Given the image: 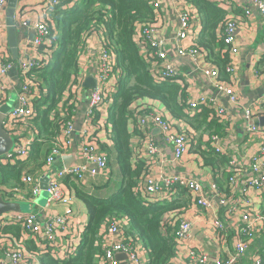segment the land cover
Returning a JSON list of instances; mask_svg holds the SVG:
<instances>
[{
	"label": "crops",
	"instance_id": "obj_1",
	"mask_svg": "<svg viewBox=\"0 0 264 264\" xmlns=\"http://www.w3.org/2000/svg\"><path fill=\"white\" fill-rule=\"evenodd\" d=\"M49 1L50 0H18L16 20L20 23L24 21L33 23L46 20L49 17ZM210 1L227 9L230 14H237L240 19L234 34V45L237 50L232 53L231 62L236 67L235 78H229L228 82H223L220 79L216 81L214 77L204 74L205 69H209L215 65L208 61L203 54H199L196 59L189 56H180L175 53V45H171L170 43L167 45L169 52L168 61L180 70L178 81L181 86L187 90V102H199V105L210 106L211 108H213V103L215 102L217 105L226 108L228 113L226 115L220 114L214 109L216 117L213 119L208 118L207 123L200 127L201 129L194 130V139L188 151L180 160H175L173 146L163 138L159 126L151 124L149 127H146L147 130L144 129V131H142V134L136 131V129L139 128L137 124L139 122V114H136L129 122V129L132 134V144L135 152L141 158L152 160V177L158 179L180 174L195 179L207 191V198L212 203L210 209H205L196 204V194L187 191V193L183 195L184 198L187 199V205L186 208L180 212L181 216L177 219L179 222L181 220L190 221L192 229L188 241L183 243L179 240L176 253L169 264H202L194 261L191 256L192 250L196 251L199 255L204 254L208 256L209 260L206 264H215L217 259L223 260L235 253V246L237 244V233L235 228L240 222L242 211L237 210L234 213H230L226 206H220L218 204L217 191L210 189L212 183H216L218 188L224 193L228 192L225 193V195L229 202H237L239 198L243 199L245 191H248L245 199L240 201L241 206L243 208H249L255 213L264 215L262 214L264 190L262 188L257 189L252 184L248 183L249 180L255 178L256 175H260L252 168V156L259 154L260 148L264 144V138L258 133L248 131V126L249 123L259 128L264 126V124L259 125L256 122V119L264 116L254 117V119L251 120L252 122H248L244 115V109L252 106L264 97V16L260 13L258 8L254 6L252 0ZM180 7L181 4L179 0H161L158 13L159 27L163 35L174 34L176 31L178 10ZM244 8H248L251 11L249 15L242 12ZM192 17L195 20L194 31L199 35L202 30V24L197 8H195ZM17 31V56L12 52L9 45L7 28L0 31V53L15 60L19 59L24 54V43L34 37V30L24 24L18 27ZM91 41L90 51L83 56L86 78L92 75L95 76V61L98 59V53L95 51L100 44V34L93 35ZM193 41L194 37L191 35L189 39L181 43V46L189 47L193 44ZM113 79L114 78H112V80ZM24 80L25 76L21 74L18 65L9 71L8 75L2 80L4 90L1 91V94L3 95V99H5L4 104L11 105V107L16 106V92L21 88ZM216 82L230 86L238 96L241 106L238 102H233L228 94L216 85ZM90 96L91 88L84 85L78 98L74 101L76 111L73 115V123L75 125L79 120L81 129L84 125L85 113L89 106ZM152 103L151 106L145 105L142 112L153 110L162 114L172 122V131L174 132L184 128L194 129L192 125H190V127L185 121L172 117V114L161 102L153 101ZM258 106L259 104L254 107L255 110ZM258 109L264 111V105ZM191 112L195 116L198 114L196 110H192ZM195 121L198 125L200 119ZM100 122L102 124L94 134L96 136V144L101 151L107 154L109 161L107 167L104 169L91 164L90 171L86 174L85 180L82 184H79V186L96 196L105 198L109 197L120 187L121 174L116 161V152L114 150L110 124L108 122H103V120ZM80 131L75 128L72 136L73 145L71 149L63 157L56 159L51 165L43 164V159H45L46 156L45 151L48 148L45 149V151L43 150L40 161L28 165L29 168L32 169L29 174L34 176L35 179H38L40 185L43 177L46 176L49 181L58 170L68 167L66 166L67 164L64 157L77 153V158L74 163L80 160L79 148L82 141ZM31 134L32 131L26 128L24 135L31 136ZM149 140L154 143L157 149L154 154L148 153ZM217 147L221 148L223 151L217 152ZM204 151L211 152L215 156H217V154L226 156L230 158V160H236L241 165V170L238 171V179L235 185L229 183L226 166L219 167L216 164L210 165L206 163L202 155ZM260 156V160L264 161V153H261ZM261 171L264 172V168ZM23 184L26 189L22 187V189L13 191L11 188H6L10 191L8 195L12 196L13 201L30 204L31 211L28 213L36 212L38 221L41 223L52 214L63 213L69 209H73L76 212V216H72L68 219L69 228H72L71 232L69 233L68 229L64 231L58 230V247H60L61 250L58 251L55 249V252H57L59 256H65L68 251L73 249L74 251L77 250L88 222V211L85 204L76 197L72 188H68L67 185H64L65 190L74 195V201L70 207L59 205L47 210L45 208L46 199L44 197L42 200V193L37 196L35 201H32L30 199V186L26 185L24 182ZM16 192L25 196V198L23 200H18ZM177 192L178 189L174 190L171 197H175ZM215 218H219L226 224L227 230L225 234H220L213 227ZM127 223L125 225L126 229L128 227ZM82 226H84V230L81 232ZM256 226L259 230H264V221L257 222ZM101 229V232L104 233V224ZM104 234H102L99 241L101 248L100 257L104 253ZM220 235L225 236L221 238ZM17 242L23 245L26 255L29 258H33L35 264H41L44 255L42 248L44 244L40 243V240L25 228L22 235L18 238L8 235L0 236V258H3V264H11V259L7 252L13 248ZM134 242L142 249L139 255L142 261L146 263L148 259L146 250L141 242L136 240H134ZM100 257L98 262L101 263ZM126 260L127 258H120L121 264H130ZM258 260L263 264L264 234H258L256 238L252 240L248 251L243 256H240L235 264H257Z\"/></svg>",
	"mask_w": 264,
	"mask_h": 264
},
{
	"label": "trees",
	"instance_id": "obj_2",
	"mask_svg": "<svg viewBox=\"0 0 264 264\" xmlns=\"http://www.w3.org/2000/svg\"><path fill=\"white\" fill-rule=\"evenodd\" d=\"M191 1L197 8L202 24L195 46L215 65L217 79L228 82L231 76L226 67L232 62V53L225 42V26L230 13L210 0ZM46 20L50 29L47 47L51 55L42 57L43 65L29 72L32 77H37L32 78L37 88L33 99L37 115L32 121L35 140L25 159L0 162V196L8 198L6 188L17 191L24 187L23 176L32 170L28 165L40 161L43 150L60 139L66 123L73 121L76 107L68 89L77 80L80 55L88 38L100 34V39L104 38V46L115 56L117 82L107 121L112 132L121 185L104 198L82 189L67 178L65 185L72 188L87 208L86 229L77 250L58 258L45 248L41 264H102L98 262L101 227L114 220L128 222V238L141 242L147 252L145 264H169L179 243L175 235L180 223L177 218L186 208L187 199L183 195L187 190L176 186V196L167 199L154 198L144 192L142 183L151 174L152 160L141 158L135 152L129 122L144 110L145 105L151 106L153 101H158L172 117L192 125L194 129L191 130H199L208 118L216 117L214 108L199 105L195 116L186 101L187 90L179 83V77L162 80L152 73V60L143 55L136 39L139 25L157 23V11L149 0H59ZM43 47L39 49L43 50ZM260 114H264V111ZM199 119L197 125L195 120ZM138 129L136 131L143 134ZM202 155L207 164L226 166L230 183L234 174L230 169V158L215 156L208 151L202 152ZM0 230V236L18 238L24 227L22 224H10L2 226Z\"/></svg>",
	"mask_w": 264,
	"mask_h": 264
},
{
	"label": "built area",
	"instance_id": "obj_3",
	"mask_svg": "<svg viewBox=\"0 0 264 264\" xmlns=\"http://www.w3.org/2000/svg\"><path fill=\"white\" fill-rule=\"evenodd\" d=\"M149 1L157 11V23L148 26L139 25L136 39L142 48L143 55L152 60V73L156 78L162 80L178 78L180 76V70L168 61L169 52L167 45L169 43L171 45L174 44L176 48L175 53L180 56H189L196 59L199 54H202V52L195 46L198 34L194 31L195 20L192 15L196 7L191 0H179L181 7L178 10L176 31L174 34L163 35L159 27L158 13L161 6V0ZM252 1L254 6L258 8L260 13L264 16L263 0ZM58 3L59 0H50L48 12L50 13L53 10V7ZM7 6L8 0H0V31L7 28L5 19ZM242 12L249 15L251 11L248 8H244ZM239 22V16L231 13L229 21L225 26V42L230 46L229 50L231 53L236 52L237 50L234 45V34ZM22 23L34 30V37L24 43V54L19 59L15 60L0 53V108L5 105V99H3V95L1 94V91L4 90L2 80L8 75L9 71L18 65L21 74L25 76L21 88L16 92V106L11 107V110L8 112L3 123L5 130L16 137V144L13 150L4 159L0 160L2 163L23 160L30 153V146L35 140V130L32 121L37 115L33 103L34 92H36L37 88L35 87L32 78L37 77H32L29 75V72L32 69L43 65L41 60L42 57L48 56L49 54L51 55L50 48L47 47L48 43L46 42L50 35L47 20L36 21L33 23L24 21ZM22 23L18 22L15 16V26L17 29L18 27L23 26ZM191 35L194 37L193 44L189 47L181 46V43L184 40L189 39ZM91 38L92 36L88 38L87 44L80 55L77 80L72 82L71 87L68 89L71 95V100L73 101L78 98L86 79L83 56L90 51L89 49L92 43ZM103 40L104 38L100 39V44L95 51L98 53V59L95 61V76H93L96 78L97 84L95 88H91L89 106L85 113L84 125L80 131L82 137L79 148L80 160L69 167L58 170L55 175L49 179L45 203V208L47 210L59 205L70 207L73 203L74 195L68 193L64 187L66 178H69L79 185L85 180L86 174L91 169V164H94L101 169L106 168L108 164V156L105 152L99 149L96 144V136L94 135L95 131L102 124L100 122L101 120L105 123L108 122V110L112 104V97L116 90L117 82V73L114 72L115 56L113 51L108 50L104 46ZM41 46H44L43 50L39 49ZM226 70L231 78H235L236 67L233 63L230 62L227 65ZM204 74L214 77L215 80L218 81V72L215 66L205 69ZM112 78L114 79L112 80ZM216 85L222 88L233 102H238L240 104L238 96L230 86L219 82H216ZM198 103L199 102L189 103L190 108L197 111V107L199 106ZM257 104H259L258 108L264 105V97L252 106L244 109V115L248 122H252L251 120H253L254 117L264 116V114H260L261 110L258 108L255 110L254 107ZM213 108L220 114L226 115L228 113L226 108L217 105L215 102L213 103ZM137 124L142 131H144V129L147 130L146 127H149L151 124L159 126L163 138L173 146L175 160H180L184 156L195 135L194 130L189 128H184L180 131L176 130L175 132L172 131V122L162 114L153 110H147L146 112L144 111L140 113L139 122ZM26 128H29L32 131L31 136L24 135ZM62 131L60 139L51 143L50 147H48L44 164L51 165L56 159L63 157L71 149V146L73 145L72 136L75 131L73 121L66 123ZM248 131L258 133L264 138V126L259 128L249 123ZM156 151L157 149L154 143L149 140L148 153L154 154ZM216 151L222 152L223 150L217 147ZM261 153H264V144L261 146L259 154L252 156V168L260 175H256L255 178L249 180L248 183L252 184L257 189L262 188L264 190V172L261 171L264 168V161L260 160ZM230 169L234 172L230 178V183L235 185L238 179V171L241 170V165L236 160H230ZM23 182L30 186V199L35 201L37 196L42 193L38 179H35L31 174H27L23 176ZM176 186L179 188H185L187 191L196 194L197 205L205 209H210L212 207V203L208 200L207 191L204 187L198 181L189 178L188 176L174 174L170 177L155 179L152 177V174H149L144 178L142 183V189L144 192L148 196L154 198H170ZM210 189L217 191L218 204L220 206H226L230 213H234L237 210L242 211L240 222L235 228L237 233L235 253L229 255L226 259H217L215 261V264H235L238 258L248 251L252 240L255 239L258 234H264V230H259L256 226L257 222L264 221V215L255 213L249 208H243L241 206L240 201L245 199L248 191H245L243 199L239 198L237 199V202H229L227 196L219 190L216 183H212ZM16 194L18 200H23L25 198V196L20 195L17 192ZM8 198L7 200H12V196L8 195ZM72 216H76V212L73 209H69L63 213L52 214L41 223L38 221L36 212L28 214H2L0 215V229L4 225L22 224L26 230L30 231L40 240V243L46 244L42 247L43 250L51 247L48 249L51 254L58 258H63L64 256H59L57 252H55V249L58 251L61 250L60 247H58V230L64 231L68 229V232L70 233L72 228H69L68 219ZM125 225L126 223L124 221L120 222V220L108 221L104 224L105 234L102 232V234L105 235L104 253L100 257L102 264H121L120 259L116 258L117 252H125L127 254L126 261L130 264H145L139 255V252L142 251V249L139 245L135 244L134 240L128 238ZM213 227L220 234H225L227 230L226 224L219 218L214 219ZM191 229L192 224L190 221L181 220L178 224L175 235L184 243L189 240ZM223 236L225 235H220L221 238H223ZM70 251L73 252L74 249ZM70 251H68L67 254H69ZM7 254L11 259V264H35V260L26 255L23 245L19 242L15 243L14 247L11 248ZM191 256L196 263L206 264L209 260L208 256L204 254L199 255L194 250H192ZM0 264H3V258H0ZM257 264H261V261L258 260Z\"/></svg>",
	"mask_w": 264,
	"mask_h": 264
},
{
	"label": "water",
	"instance_id": "obj_4",
	"mask_svg": "<svg viewBox=\"0 0 264 264\" xmlns=\"http://www.w3.org/2000/svg\"><path fill=\"white\" fill-rule=\"evenodd\" d=\"M18 0H8V6L5 13L6 27L9 37V45L12 49V52L17 56L18 53V31L15 26V16L17 10ZM97 84L96 78L88 76L84 82V85L89 88H95ZM11 110V105L5 104L0 108V160L4 159L14 148L16 144V137L10 134L5 130L3 123L4 120ZM257 124H264V117L256 119ZM74 127L77 130H81V124L79 120L76 122ZM77 158V153H73L67 157H64L66 166H70L74 163ZM41 189H42V200L47 198L46 190L48 189V178L45 176L41 180ZM41 200V201H42ZM40 202V201H39ZM31 211V205L23 202H17L12 200L4 199L0 196V215L9 214V213H28ZM116 258H127V254L124 252H117Z\"/></svg>",
	"mask_w": 264,
	"mask_h": 264
},
{
	"label": "rangeland",
	"instance_id": "obj_5",
	"mask_svg": "<svg viewBox=\"0 0 264 264\" xmlns=\"http://www.w3.org/2000/svg\"><path fill=\"white\" fill-rule=\"evenodd\" d=\"M12 101H13V100H12ZM8 192H10L9 189H8ZM0 195H1V194H0ZM83 225H84V224H83ZM83 230H84V226H82V228H81L80 231L82 232Z\"/></svg>",
	"mask_w": 264,
	"mask_h": 264
}]
</instances>
